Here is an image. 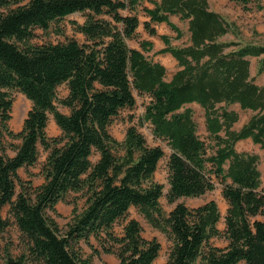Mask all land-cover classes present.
I'll use <instances>...</instances> for the list:
<instances>
[{"label": "trees", "instance_id": "trees-1", "mask_svg": "<svg viewBox=\"0 0 264 264\" xmlns=\"http://www.w3.org/2000/svg\"><path fill=\"white\" fill-rule=\"evenodd\" d=\"M0 0V231L12 222L18 227L24 249L13 255L5 250L4 264H92L80 243L93 253H113L118 264H152L159 242L141 235L137 219L126 218L133 206L152 227L171 241L160 264H264V184L257 168L258 156L239 151L236 141L249 138L264 148V85L249 73V56L257 57L256 72L264 70V44L220 39L233 26L211 9L207 0ZM242 9L264 10V0H234ZM151 22H164L182 35L169 14L186 21L188 43L171 45L161 35L177 68L165 79V67L149 59L126 39L136 37L137 10ZM81 12L83 20H70L78 41L67 37L56 42H32L36 28ZM64 83L66 93L56 96ZM11 89L22 92L32 105L22 128L8 127L13 98ZM148 96L141 120L151 133L169 147L166 199L199 196L216 184L227 203L223 230L213 199L188 207L177 202L167 212L159 205L162 185L153 173L163 150L148 145L134 125L116 140L108 125L122 108L134 104L133 92ZM195 102L203 111V136L198 135L192 111ZM55 103L68 108L60 111ZM236 104L251 113L234 129ZM60 130L56 137L45 133L48 116ZM14 153L8 155L3 137ZM38 145L46 151L35 187L19 175L21 167L35 163ZM96 153L94 161L90 156ZM80 192L83 205L59 229L47 213L68 192ZM8 205V214L2 208ZM259 216V217H258ZM119 220L121 231H113ZM227 242L215 246L211 237Z\"/></svg>", "mask_w": 264, "mask_h": 264}, {"label": "rangeland", "instance_id": "rangeland-1", "mask_svg": "<svg viewBox=\"0 0 264 264\" xmlns=\"http://www.w3.org/2000/svg\"><path fill=\"white\" fill-rule=\"evenodd\" d=\"M209 7L214 8L220 12L224 18L231 22L234 31H228L226 34L222 35L220 39H237L241 43H255L264 44V12L248 9L244 10L239 5H237L234 0H208ZM148 0H143L142 4L148 5ZM83 14L81 12H75L73 14H68L60 18L57 22H53L46 30L36 28L35 36L32 38V42H56L62 41L67 37H73L78 41L83 40V35L80 32L74 31L71 27L70 20H81ZM137 16L139 18V25L136 28V37L126 39L128 46L137 47L139 46V40L149 41L150 48L143 51L145 56L149 59L159 61L164 67L166 74L172 71L176 67V63H173L170 55L166 52H160L159 49L163 46L160 39L161 35H167L169 37V42L171 45H181L187 36L186 23L179 18L172 16L171 21L178 26L181 30L182 35L178 38L175 37L174 32L168 27L164 22H151L152 27L155 30L154 34H149L143 29L142 21L145 18L144 13H142L140 6L137 10ZM160 52V53H159ZM250 73L253 75V79L259 84L264 85V71L257 73V57H250ZM66 93V87L64 83L59 84L56 87V96L61 98ZM10 94L13 98L11 106V118L7 121L8 127L14 131H18L22 128L23 119L26 116L27 111L30 109L32 102L28 99L22 92L16 89H11ZM134 104L129 108H122L118 113L113 116L110 124L108 125V130L110 134L116 139L121 140L124 136V132L127 126L134 125L138 131L144 136L145 142L148 145H159L163 150V155L157 163V167L153 173V179L161 183L162 194L158 198L159 205L164 212L169 211L177 202H182L188 207L197 206L208 199H213L217 205L220 217L216 223L219 230H223V214L227 207L226 201L220 194V186L216 184L211 190L205 191L199 196H179L173 201H168L166 199V189L167 181L166 175L167 170L165 166V161L169 153V147L166 144V140L160 137H156L151 133L150 125L147 121L141 120V115L143 112V107L148 99V96L143 93L133 92ZM56 107L66 113L68 108L61 105L60 103H55ZM186 106L190 107L192 111V118L196 125V130L198 135L204 137V133L201 128V121L203 119L202 108L194 102L187 103ZM229 107L235 109L238 113V119L232 124L234 129L239 128V126L246 120L248 115L251 113L248 109H241L236 104H231ZM45 133L49 137H56L60 134L59 128L54 123L51 115L48 116ZM19 139L10 138L8 135L4 134L3 144L6 148V153L12 155L14 153L11 148L10 142H18ZM235 148L239 151H252L257 154V168L259 170L261 183L264 184V148L260 147L258 144L253 143L249 138L240 139L236 141ZM46 151L38 145V156L34 164L28 167H21L19 169V175L24 180L26 184L31 183L33 187L42 181V175L39 172L40 165L44 160ZM97 157L96 153L90 156V160L94 161ZM83 205V196L80 192H68L65 194L62 200H58L54 207L55 213L48 211L47 213L55 221L59 229H64L65 225L72 218L75 212L79 211ZM8 205L2 208V215L12 217L8 214ZM126 218L133 217L138 220L141 226V235L146 238L154 237L159 242L158 254L153 260L152 264L163 263L167 250L171 244V241L155 227L149 225L148 222L143 218V216L136 210L135 207H129ZM259 217V216H258ZM124 220H119L113 225V231L119 233L121 231V224ZM89 242L93 247L97 246L96 239L93 237L89 238ZM209 242L215 246H223L226 244L227 240L219 235L216 237H211ZM92 246H89L85 242L80 243V247L84 254H89L91 256L92 264H118L117 258L113 253H106L100 251L95 254L92 251ZM9 248L13 255H18L24 249V242L21 233L14 222L7 226L4 231H0V264H4V256L6 248ZM242 264V263H240Z\"/></svg>", "mask_w": 264, "mask_h": 264}, {"label": "crops", "instance_id": "crops-1", "mask_svg": "<svg viewBox=\"0 0 264 264\" xmlns=\"http://www.w3.org/2000/svg\"><path fill=\"white\" fill-rule=\"evenodd\" d=\"M208 1V0H207ZM149 2V1H148ZM209 2V1H208ZM146 6H152V4L151 3H148V5H146ZM211 8V7H210ZM213 10H215L214 8H212ZM215 11H217V10H215ZM258 11H263L264 12V10L263 9H260V10H258ZM218 12V11H217ZM73 13H75V12H72V13H70V14H73ZM220 13V12H219ZM69 14V15H70ZM221 14V13H220ZM172 16H175V17H177L178 18V15H176V14H169L168 15V18H169V20L171 21V17ZM148 19V16H146L145 15V18H144V20H147ZM83 20V17L81 16V20H79L78 22H81ZM183 21H185V20H183ZM159 23V22H158ZM161 23V22H160ZM185 23H186V21H185ZM152 24L153 23H150V25L152 26ZM187 26V25H186ZM173 31V30H172ZM174 32V31H173ZM186 32H187V36H186V38H185V41L181 44V45H184V44H186V43H188V31H187V29H186ZM174 34H175V32H174ZM226 34V33H225ZM164 35V34H163ZM224 35V34H223ZM165 36H167V35H165ZM222 37V36H221ZM169 38V37H168ZM161 39V38H160ZM162 41V40H161ZM162 43H163V41H162ZM151 44V43H150ZM163 46H164V43H163ZM162 46V47H163ZM138 47V46H137ZM160 53V52H159ZM167 53V52H166ZM169 54V53H168ZM170 55V54H169ZM170 57H171V59H172V61H173V63H176V60L170 55ZM250 57L251 56H249L248 58H249V73H250V67H251V63H250ZM177 68V65H176V67L172 70V71H170L169 73H168V75L166 74V71H165V76H164V78L165 79H168L170 76H171V73L175 70ZM264 71V70H263ZM263 71H261V72H263ZM250 75H251V73H250ZM251 76H253V75H251ZM255 81V80H254ZM256 82V81H255ZM256 83H258V82H256ZM259 84V83H258ZM190 103V102H189ZM195 103V102H194ZM187 104V103H186ZM203 119H202V121H201V128L203 129ZM203 132V131H202Z\"/></svg>", "mask_w": 264, "mask_h": 264}]
</instances>
